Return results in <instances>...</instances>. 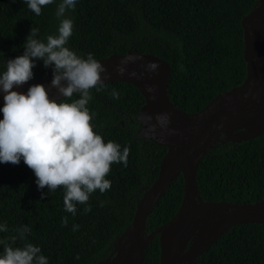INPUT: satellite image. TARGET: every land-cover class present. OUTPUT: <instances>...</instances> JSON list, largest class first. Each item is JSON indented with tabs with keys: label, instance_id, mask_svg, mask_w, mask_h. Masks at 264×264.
I'll return each instance as SVG.
<instances>
[{
	"label": "trees",
	"instance_id": "1",
	"mask_svg": "<svg viewBox=\"0 0 264 264\" xmlns=\"http://www.w3.org/2000/svg\"><path fill=\"white\" fill-rule=\"evenodd\" d=\"M258 1L76 0L75 7L64 13L73 20L68 46L81 55L91 51L96 59L142 53L166 61L170 65L166 82L170 102L192 114L245 80L241 22ZM58 3L53 0L41 6L36 15L26 0H0V69L8 59L23 53L31 27L39 29L37 38L41 39L56 32ZM33 59L29 80L52 75L51 64L45 66L41 58ZM112 89L118 97L111 95ZM90 92L87 106L95 113V131L105 140L127 145L129 152L126 165H111L107 174L111 187L90 194L88 211L83 203L76 204L75 215L65 211L62 186L54 191L47 186L38 190L36 178L23 160L0 163V222L7 225L0 238L17 235L12 243L20 245L23 241L16 229L27 225L31 231L25 233V239L41 247L48 264L103 262L130 229L137 204L157 178L166 152L165 147L140 134L137 115L144 100L137 88L112 82ZM76 96L74 93L73 98ZM183 182L179 173L169 183L146 217L144 235L176 214ZM194 187L202 202L240 205L264 199V131L246 141L215 143L198 163ZM62 217H67V223H62ZM74 224L79 226L75 230ZM159 253L155 235L140 264H158ZM195 264H264V223L231 226Z\"/></svg>",
	"mask_w": 264,
	"mask_h": 264
},
{
	"label": "water",
	"instance_id": "2",
	"mask_svg": "<svg viewBox=\"0 0 264 264\" xmlns=\"http://www.w3.org/2000/svg\"><path fill=\"white\" fill-rule=\"evenodd\" d=\"M243 58L247 75L242 84L215 96L200 111L187 114L170 102L166 91L170 65L153 55L142 53L112 54L98 59L110 75L105 83L125 82L141 93L144 103L137 120L140 134L166 148L158 176L148 193L138 202L130 229L118 240L112 253L100 264H140L148 242L158 235V264H195L228 228L237 224L264 223V199L240 205L202 202L196 197L194 179L200 159L217 142L253 139L264 131V0L242 19ZM131 59L124 72L117 71L123 58ZM154 64L155 67L150 65ZM52 75L14 85L26 91L29 85L45 86L51 99H64L51 86ZM0 92V105L3 104ZM166 114L167 122L157 121ZM150 116L151 120L143 118ZM149 125L154 128L149 130ZM222 138H215L217 132ZM183 176V198L176 214L149 235L142 244L143 225L153 206L178 174ZM197 199V203L193 199ZM116 243V244H117ZM121 244V245H120ZM137 255V256H136Z\"/></svg>",
	"mask_w": 264,
	"mask_h": 264
},
{
	"label": "clouds",
	"instance_id": "3",
	"mask_svg": "<svg viewBox=\"0 0 264 264\" xmlns=\"http://www.w3.org/2000/svg\"><path fill=\"white\" fill-rule=\"evenodd\" d=\"M27 7L36 15L41 6L52 4L53 0H26ZM76 0H59L55 15L59 24L55 33L46 38H37L39 29L31 27L25 38L22 54L8 59L0 69V163H19L21 160L32 170L37 189L47 186L54 191L63 187L65 211L76 214V204H85L84 211L90 209L86 202L94 190L103 193L111 187L107 178L113 163L126 165L129 147L121 146L115 140H105L95 131L92 119L95 115L88 105L92 98L90 89L97 91L103 87L110 75L104 64L89 51L78 54L68 46L73 31V20L65 17L66 9L75 7ZM53 67L51 86L65 99H51L45 86L36 83L26 91H17L20 85L33 76L35 59ZM131 59L123 58L117 71L123 73L124 65ZM155 67L154 64L150 65ZM78 94L76 98L73 95ZM118 97L116 89L111 90ZM151 120L150 116L143 118ZM162 125L167 122L166 114L157 115ZM154 125H149V130ZM45 193L41 192V197ZM67 223V217H62ZM78 225H73L75 230ZM7 225L0 222V232H6ZM31 229L21 225L16 232L23 241L14 245L18 236L0 238V264H48L38 244L25 239ZM6 240L8 242H6Z\"/></svg>",
	"mask_w": 264,
	"mask_h": 264
},
{
	"label": "rangeland",
	"instance_id": "4",
	"mask_svg": "<svg viewBox=\"0 0 264 264\" xmlns=\"http://www.w3.org/2000/svg\"><path fill=\"white\" fill-rule=\"evenodd\" d=\"M215 138H218V139H221L223 136H222V134H221V132L219 131V132H217L216 134H215V136H214ZM193 202L194 203H197L198 201H197V199L196 198H194L193 199ZM146 235H142V244H146V241H145V237ZM116 245H118L119 246V244L117 243ZM121 245V244H120ZM137 256V255H136Z\"/></svg>",
	"mask_w": 264,
	"mask_h": 264
}]
</instances>
